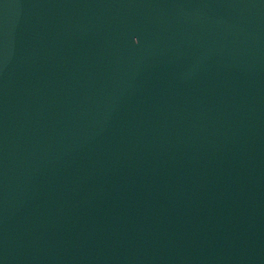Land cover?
I'll return each mask as SVG.
<instances>
[{
  "label": "water",
  "instance_id": "1",
  "mask_svg": "<svg viewBox=\"0 0 264 264\" xmlns=\"http://www.w3.org/2000/svg\"><path fill=\"white\" fill-rule=\"evenodd\" d=\"M0 264H264V0H0Z\"/></svg>",
  "mask_w": 264,
  "mask_h": 264
}]
</instances>
